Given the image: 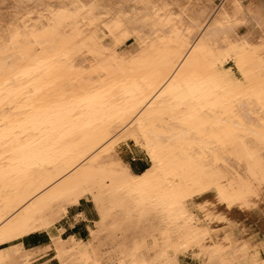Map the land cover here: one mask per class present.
I'll list each match as a JSON object with an SVG mask.
<instances>
[{"label": "bare ground", "instance_id": "bare-ground-1", "mask_svg": "<svg viewBox=\"0 0 264 264\" xmlns=\"http://www.w3.org/2000/svg\"><path fill=\"white\" fill-rule=\"evenodd\" d=\"M82 199L95 228L153 216L210 237L258 211L264 230V0H0V264H86L56 229ZM36 233L48 245L23 248Z\"/></svg>", "mask_w": 264, "mask_h": 264}, {"label": "rangeland", "instance_id": "rangeland-1", "mask_svg": "<svg viewBox=\"0 0 264 264\" xmlns=\"http://www.w3.org/2000/svg\"><path fill=\"white\" fill-rule=\"evenodd\" d=\"M228 66H231V64H228ZM117 152L126 163H132L134 162L132 161V159H137V158H140L143 161H145L143 158L145 156L142 153H140L132 145H129V146L125 145V146H122L121 148L119 147ZM94 206L96 205H93V208L97 213L96 221H98L100 218V215L98 213L99 212L98 207L97 206L94 207ZM70 208L71 207L65 210L62 214L61 213L58 214L60 215V217L57 216L59 223L56 225V229L62 228V232H63V229L67 227V225H70L72 223V219L70 218V212L67 215V212ZM109 218L110 217H108L105 220L106 224H102L101 226H98L96 228L93 224L92 227H89L95 230V233H94L95 235L92 236V238L94 236L95 238H93L94 240L92 238H90L91 240L90 239L83 240L85 242V245L86 244L88 245L86 247L88 248V253H89L87 254V259L89 258L88 259L89 261L87 260V262L89 263L86 262V264H114V263L115 264H128L129 262H130L129 264H133V263L134 264H146V263L147 264H158V262L159 264H164L166 259L164 258L163 255L167 247L173 248L178 253V255L180 254L182 255L179 258L181 260L180 261L181 263H178V264H222L223 261L226 262V263L224 262V264H239V263L246 264L247 263L246 255H245L244 250H241L243 249L241 244L248 242L247 244L251 246L252 248L250 249V255L252 258L254 257L253 260H255L256 262L259 261V259H257L259 257H257L258 255L254 247L264 244V235H263L264 230H262L259 225L261 221V217L258 211H256L254 214H252L249 217L235 216L232 219L231 224L229 223L225 227L218 226L217 228H215L214 230L215 232L213 231L214 233L212 232L210 237H203L202 235L201 236L197 235L195 234L194 231H190V230L188 231L187 228L177 231V232L174 231L171 233H165V231L163 230L164 229L163 225H161L158 219L156 220L153 216L147 217V219H143V220H140L136 217L126 219L124 217L120 218L119 216L117 217L116 221H114V218L111 217L112 219L110 218V220ZM111 220L113 223H111ZM125 223H126V226H125ZM138 223L140 226L138 225ZM113 224L117 227H114V226L111 227ZM132 224L135 226H132ZM119 227L121 230L119 229ZM155 228H157V230ZM109 229L112 230L113 232L110 231ZM224 231L226 233L229 232L231 234V238L226 236L227 234H224ZM65 236H66V233L63 234L64 240L67 241V243H69V241L71 242L70 239H72V236L71 237L69 236L65 237ZM68 238L70 239L68 240ZM165 244H166V247L165 246L163 247V245ZM239 244L240 246L236 247ZM26 249L28 248L26 247ZM37 253H39L40 255ZM37 253H35L37 255L31 256L32 258H34L32 260L34 263L32 261L31 263L46 264V262H48L47 264H58L57 261L53 259L51 256L46 257L45 255L42 254V252H37ZM119 253L122 256L121 258H120ZM125 254H128V256ZM88 255L90 256L88 257ZM230 256L232 257L230 258ZM158 257H159V260H158ZM22 259L24 258L17 257V260H15L14 264H19V263L24 264ZM154 259H156V261ZM139 260L142 262H139ZM170 264H176V263H173V261H171Z\"/></svg>", "mask_w": 264, "mask_h": 264}, {"label": "crops", "instance_id": "crops-1", "mask_svg": "<svg viewBox=\"0 0 264 264\" xmlns=\"http://www.w3.org/2000/svg\"><path fill=\"white\" fill-rule=\"evenodd\" d=\"M143 158L146 162L140 158L132 159L134 162L128 163L130 170L132 171L133 168L135 172H139L143 166L148 165L146 158ZM69 212L72 223L63 229V234L66 233V236H72L76 240H86V237H88V228L97 220V213L94 210L93 205L88 200L82 199L68 210L67 215ZM48 243V233H36L35 236L20 239L22 247H27L28 249L43 248L47 246ZM33 244L36 245L32 246Z\"/></svg>", "mask_w": 264, "mask_h": 264}, {"label": "trees", "instance_id": "trees-1", "mask_svg": "<svg viewBox=\"0 0 264 264\" xmlns=\"http://www.w3.org/2000/svg\"><path fill=\"white\" fill-rule=\"evenodd\" d=\"M146 168H147V165H146V166H143L139 172H135V170H134L133 168H132V171H133L134 173H136V174H140V173L143 172ZM35 235H36V234H32V235H29V236H27V237L35 236ZM65 237H66V236H65ZM34 245H36V244H33L32 246H34ZM24 246H25V245H24Z\"/></svg>", "mask_w": 264, "mask_h": 264}]
</instances>
